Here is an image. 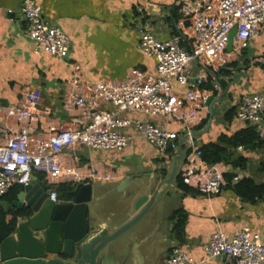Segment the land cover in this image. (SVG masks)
<instances>
[{"label": "crops", "instance_id": "crops-1", "mask_svg": "<svg viewBox=\"0 0 264 264\" xmlns=\"http://www.w3.org/2000/svg\"><path fill=\"white\" fill-rule=\"evenodd\" d=\"M24 1L0 0V105H18L27 92L41 91L40 110L47 116L39 130L50 125L70 126L62 98L65 85L73 77L72 64H80L91 82L124 81L134 69L155 74L156 58L147 57L139 48L141 29L161 41L179 35L176 26L179 0H35L42 7L45 20L59 27L71 41L66 61L46 53L38 56L21 14ZM231 64H235L234 68L224 67L223 72L217 73L205 74L199 67L193 68V77H207L205 86L213 89L206 91L209 97L222 95L213 106V121L208 132L193 140L196 147L215 143L222 134L233 135L246 127L237 119L228 125L223 117L228 110L238 107L243 96L264 95V36L249 42L241 57ZM175 88L184 91L178 86ZM127 117L150 120L140 114ZM155 121L180 136L177 148H170L165 156L139 138L123 152H79L83 162L110 171L114 178L109 183H92L93 202L89 205L88 219L93 226L113 230L124 226L144 210L158 186L171 176L183 139L182 128L176 122L166 123L161 118ZM209 121L208 109L204 125H199L195 133L204 131ZM188 150L187 142L185 155ZM141 153L145 154L143 164L137 163L134 167L127 163ZM242 154L248 159L245 169L219 164L226 171L228 184L220 196L185 194L177 184L165 187L144 218L112 244L109 264H166L174 247H181L197 261H205L204 264H227L225 258L207 260L205 248L215 232L221 231L232 239L249 228L264 241V201L246 203L228 187L230 182L234 185L237 176L240 180L247 178L264 184V153L243 151ZM127 180L130 183L120 191ZM33 184L46 185L40 176H34ZM165 194L176 196V206L168 208L169 200L161 201ZM179 210L187 218L182 241L173 237L175 222L171 219Z\"/></svg>", "mask_w": 264, "mask_h": 264}, {"label": "built area", "instance_id": "built-area-1", "mask_svg": "<svg viewBox=\"0 0 264 264\" xmlns=\"http://www.w3.org/2000/svg\"><path fill=\"white\" fill-rule=\"evenodd\" d=\"M179 35L161 41L144 28L140 50L156 58L155 74L134 69L124 81L91 82L83 67L72 64V80L65 85L64 112L70 117L67 128L43 125L47 113L40 110L42 92H27L20 104L0 105V201L15 187L33 183L34 176L44 178L49 199L60 204L57 186L109 183L113 174L83 162L79 152H123L139 138L163 156L176 149L180 136L156 123L161 118L176 122L188 136V153L181 166L183 184L202 196H220L226 188V171L221 165H207L194 144L192 135L203 124L209 95L201 87L205 76L193 77L197 66L201 73L214 72L241 57L249 42L264 36V0H179ZM21 14L35 54L46 53L66 61L71 41L59 27L48 23L35 0H25ZM236 30L233 51L228 52L231 33ZM183 43H186L184 46ZM264 74V72H263ZM175 86L183 88L177 91ZM140 114L149 121L130 118ZM238 122L256 129L264 142V95L243 96L238 104ZM243 152V148H238ZM240 181L239 176L234 184ZM207 260L225 258L227 264H264V241L259 233L245 228L232 239L215 232L205 248ZM181 247H174L166 264H204Z\"/></svg>", "mask_w": 264, "mask_h": 264}, {"label": "water", "instance_id": "water-1", "mask_svg": "<svg viewBox=\"0 0 264 264\" xmlns=\"http://www.w3.org/2000/svg\"><path fill=\"white\" fill-rule=\"evenodd\" d=\"M235 35L236 30L231 33L228 52L233 51ZM221 99L222 95L209 98L210 121L204 131L192 135L193 139L208 132L213 121V106ZM188 140L189 137L185 136L180 143L169 179L158 186L140 214L117 230L90 223L88 213L93 202L92 183L79 184L74 199L60 204L49 199L51 188L48 185L33 183L24 187L13 202L0 201V207L6 214L13 209L31 211L30 216L18 218L12 234L5 231L0 219V264H109L112 244L144 218L165 187L176 184ZM129 183L130 180H127L119 190H124Z\"/></svg>", "mask_w": 264, "mask_h": 264}, {"label": "trees", "instance_id": "trees-1", "mask_svg": "<svg viewBox=\"0 0 264 264\" xmlns=\"http://www.w3.org/2000/svg\"><path fill=\"white\" fill-rule=\"evenodd\" d=\"M183 45L185 46L186 43H183ZM243 54L245 55V53ZM230 65L233 67H230ZM230 65L225 67L234 68L235 64ZM222 69H220V71L223 72L224 70ZM201 89L203 91H213L212 88L205 85H203ZM236 113V107L228 110L223 117L225 123L232 125L235 120ZM240 147L243 148L245 153H264V142L260 139L256 129L248 126L237 131L233 135L222 134L217 142L209 143L202 147H197V149L202 153L203 161L209 166L225 164L232 166L235 169L242 170L246 168L248 159L243 155L244 153L242 154V152L238 151V148ZM262 170L264 171V165L262 166ZM40 179L44 178L40 177ZM176 184L177 188L185 194L202 196L198 191L183 184L181 173L177 176ZM228 187H230L235 192V194H237V196L246 203H255L259 200L264 201L263 183H258L255 180L244 178L234 185L230 182ZM76 188L77 185L75 184H62L57 186V192L59 194L60 200H73L75 197ZM22 190L23 187L15 186L2 200L11 203L16 200L17 195ZM30 215L31 211L29 209H13L8 214H6L4 213L3 208L0 207V219L2 220L4 229L8 234L14 233L18 218L27 217ZM171 219L175 222L173 237L178 241H182L187 221L186 215L184 212H182V210H179L172 215Z\"/></svg>", "mask_w": 264, "mask_h": 264}, {"label": "rangeland", "instance_id": "rangeland-1", "mask_svg": "<svg viewBox=\"0 0 264 264\" xmlns=\"http://www.w3.org/2000/svg\"><path fill=\"white\" fill-rule=\"evenodd\" d=\"M236 60V59H235ZM148 148L151 150L152 147L148 146ZM144 152V151H142ZM144 153H141V154H137L136 156H134L130 161H128L127 163H132L135 167V164L139 163V164H143L144 162ZM132 164H130L132 166ZM139 170L137 169V172ZM169 200V204H168V208H172L173 206H176L177 204V201H176V196H167L166 194L163 196V198L161 199V201H164V200Z\"/></svg>", "mask_w": 264, "mask_h": 264}]
</instances>
